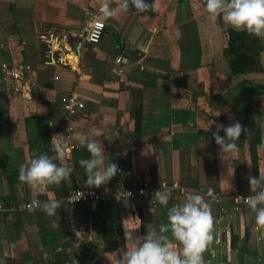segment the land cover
Segmentation results:
<instances>
[{
    "label": "crops",
    "instance_id": "0c3cea01",
    "mask_svg": "<svg viewBox=\"0 0 264 264\" xmlns=\"http://www.w3.org/2000/svg\"><path fill=\"white\" fill-rule=\"evenodd\" d=\"M105 2L116 7L119 0H0V64L33 70L23 93L0 72V200L11 201L13 195L9 170L19 176L20 166L38 157L34 135L26 132L25 120L31 117L47 119L52 145L57 135L56 142L66 145L64 159L72 173L61 183L63 191L86 186L79 161L89 153L76 138L83 134L103 144L105 165L116 158L118 187L166 183L171 194L167 208L182 203L185 190L198 191L209 201V187L224 196L252 195L247 144L236 141L239 151L225 161L212 133L216 125L242 122L246 115L252 119L250 129L264 137V39L259 71L233 75L223 56L232 28L220 18L209 19L205 0H155L154 17L134 18L129 10L108 17L106 23L116 24L114 33L106 29L97 45L79 44L77 31L103 15ZM192 22L201 54L196 69L189 68ZM139 52L142 56L135 60L124 59L125 53ZM118 56L120 63L115 62ZM135 89L142 90L138 135L131 116ZM72 92L81 96L84 109L72 118L69 132L62 98ZM96 127L103 132L99 137L92 136ZM258 158V173L252 175L257 178L264 174V150L258 149ZM15 188L20 201L35 195L62 202L57 214L48 217L51 225L67 224L63 232L70 233L56 264H79L83 245L99 262L115 264L130 247L124 228L143 237L167 223V208L158 204L150 211L143 201L111 198L74 206L49 189L34 194L21 182ZM99 188L109 189L108 183ZM211 205L214 241L204 253L205 264H264V228L256 225L249 206ZM40 212L0 215V264L55 263L46 251ZM15 221L18 237L9 243L7 226ZM53 246L60 252V244Z\"/></svg>",
    "mask_w": 264,
    "mask_h": 264
},
{
    "label": "clouds",
    "instance_id": "9594fccd",
    "mask_svg": "<svg viewBox=\"0 0 264 264\" xmlns=\"http://www.w3.org/2000/svg\"><path fill=\"white\" fill-rule=\"evenodd\" d=\"M130 5L138 13L156 9L155 0L153 3L148 0H119L116 7L105 2L102 5L103 15L106 18L116 17L122 12H127ZM205 11L209 19L222 18L234 31L246 32L264 39V0H205ZM144 19L148 17L145 16ZM221 131L224 136L219 134ZM102 134L101 128L92 129V136L99 137ZM242 134L247 137L251 131L239 121L227 126L216 125V131L212 135L220 148L222 160H232L233 154L239 151L236 141L240 140ZM58 136L60 135L52 138V151L55 155L41 154L19 168V181L26 184L34 194L44 193L50 186H59L63 181L70 179L72 169L64 159L66 145L56 142ZM76 138L89 153V158L79 161L86 174V186L99 188L106 185L120 171L118 165L112 162L105 165L104 146L96 139H90L83 134ZM258 149L264 150V137L261 138ZM247 179L254 195L243 199L255 213L256 225L264 228V174L259 173L258 178L249 175ZM206 196L211 202L218 200L215 190L211 187L207 189ZM170 198V190L161 187L154 192L150 204L167 208ZM210 201L198 191L185 190L183 202L167 208V223L160 224L158 229L153 227L145 236L139 237L134 234V230L124 228L125 240L130 247L121 253L115 264H205L204 253L214 241V217ZM61 206L62 202L59 200L42 201L35 195L30 205L33 210L39 209L50 217L55 216ZM152 210L153 207L150 211Z\"/></svg>",
    "mask_w": 264,
    "mask_h": 264
},
{
    "label": "trees",
    "instance_id": "16d2710c",
    "mask_svg": "<svg viewBox=\"0 0 264 264\" xmlns=\"http://www.w3.org/2000/svg\"><path fill=\"white\" fill-rule=\"evenodd\" d=\"M149 3H153L154 0H148ZM129 13L134 18L145 17L152 18L155 16L154 10L149 11L146 13H138L134 7L131 5L129 6ZM222 21V19L220 18ZM116 28L115 23H107V27ZM106 27V29H107ZM192 31H193V38H194V51L189 54V68L196 69L200 67V46L197 37V32L195 28V23H191ZM228 34V41H227V48H225L223 52V56L227 57L229 61V67L233 75H240L244 73H256L259 70L257 66L259 64V54L263 50L262 40L261 38L251 36L246 32H237L233 29L227 30ZM118 44V43H117ZM131 116L134 120V130L135 135H138L140 132L141 127V114H142V90L135 89L133 92V107L131 109ZM252 119L245 115V118L242 122H240L244 127L248 128L251 131L249 136H245L244 134L241 135L240 140L247 144V154L249 158V169L252 175H256L258 173V145L261 143V134L257 129H250L252 127ZM26 125V132L32 133L34 135V144L38 149V156L41 154H47L49 156L55 155L52 151L53 145L51 144L50 134L51 131L47 126V119L46 118H39V117H31L25 120ZM115 163L116 158L110 157L109 163ZM58 163V161H57ZM118 174L108 182V188L110 191H115L118 188ZM8 177L10 181L11 188L13 190V195L11 201H8L4 198H1L0 202L3 203L6 207H11L12 205H16L20 202H27V201H20V198L16 195V188L15 186L18 185L20 182L18 179V173L14 170H9ZM75 187V186H74ZM73 187V188H74ZM63 186L60 184L59 186H50L48 189L54 192L56 198H65L69 191H63ZM42 201L47 200L46 197L38 198ZM9 216L10 213H0ZM43 222H44V238H45V246L47 254L53 257L54 264L58 262V259L64 255V248L68 247L69 244L67 239L70 237V233H64V227H68L66 224H62V222L57 223L56 225H60V227H56L51 225V221L49 220L48 216L45 212H40ZM15 215V214H14ZM20 215V214H19ZM17 215V216H19ZM17 218V217H16ZM51 218V217H50ZM17 228V221L9 224L7 226V239L9 243H12L16 240L18 235L14 237L13 232L16 231ZM64 240L65 242H61ZM60 244L61 250L60 252L56 251L57 247H54L55 244ZM92 249L88 248L86 245L80 247V255L81 261L79 264H103L95 259L94 255L92 254ZM28 256H30L28 254ZM11 264V263H6ZM47 264V263H46ZM49 264V263H48Z\"/></svg>",
    "mask_w": 264,
    "mask_h": 264
},
{
    "label": "built area",
    "instance_id": "2783aa9c",
    "mask_svg": "<svg viewBox=\"0 0 264 264\" xmlns=\"http://www.w3.org/2000/svg\"><path fill=\"white\" fill-rule=\"evenodd\" d=\"M106 27L107 23L105 20L99 17H94L91 20L86 21L82 25V27L76 33V38L81 43L90 46L97 45L101 40L102 36L104 35ZM121 61V56L115 58L116 63H120ZM0 72L4 79H9L17 82L19 84V89L21 93H23L26 90L25 87L27 84V77L32 74L33 70L30 65L12 66L6 63H1ZM55 80H57V77H55ZM80 97L81 96L78 93L72 92L62 98V105L65 111L64 120L67 123V131L69 132L72 131V118L84 109V103L82 102ZM167 186L168 185L166 183H160L158 186H156L152 185L150 182H145L136 186L131 185L127 187H118L115 191L112 192L107 188H90L87 186L79 185L75 186L69 191L68 195L64 199V202L74 206L94 204L96 205L106 203L110 201L111 198H114L116 200L129 201L140 200L147 203L149 207L152 208L153 205L150 204V201L153 197L154 192L160 190L161 187L162 189H167ZM80 193L82 194L81 196ZM215 195L218 197L216 203H229L231 204V208L233 210H238L242 204L247 205L243 198L250 196H224L221 194ZM252 195H254V193ZM30 205L31 201H27L17 203L16 205H12L8 208L0 202V213L24 214L33 210ZM81 234H84V232Z\"/></svg>",
    "mask_w": 264,
    "mask_h": 264
},
{
    "label": "water",
    "instance_id": "95a60500",
    "mask_svg": "<svg viewBox=\"0 0 264 264\" xmlns=\"http://www.w3.org/2000/svg\"><path fill=\"white\" fill-rule=\"evenodd\" d=\"M99 18L105 20V16H103V15H99ZM78 43L80 44V41H78ZM141 56H142L141 52H139V53H137L135 55H131L129 53H125L124 54V59L130 61V60H135V59H137L138 57H141ZM70 67H71V69H74L73 66H70Z\"/></svg>",
    "mask_w": 264,
    "mask_h": 264
},
{
    "label": "rangeland",
    "instance_id": "374dc122",
    "mask_svg": "<svg viewBox=\"0 0 264 264\" xmlns=\"http://www.w3.org/2000/svg\"><path fill=\"white\" fill-rule=\"evenodd\" d=\"M11 10H14V8H12ZM14 14H15V12H14ZM107 29L109 30V32H113V33L115 32V29L113 27H111V26L110 27L108 26ZM109 38L112 41V37L110 36V34H109Z\"/></svg>",
    "mask_w": 264,
    "mask_h": 264
}]
</instances>
